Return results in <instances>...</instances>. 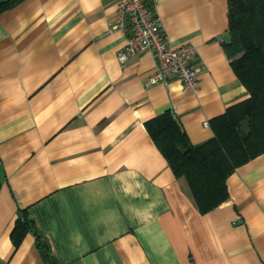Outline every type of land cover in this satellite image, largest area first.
<instances>
[{
	"label": "crops",
	"instance_id": "crops-1",
	"mask_svg": "<svg viewBox=\"0 0 264 264\" xmlns=\"http://www.w3.org/2000/svg\"><path fill=\"white\" fill-rule=\"evenodd\" d=\"M0 3V264H45L33 232L11 238L19 207L60 264H264V152L202 213L145 125L172 110L200 144L250 97L223 46L228 0H154L169 45L196 47L197 90L148 84L149 50L119 61L115 0Z\"/></svg>",
	"mask_w": 264,
	"mask_h": 264
},
{
	"label": "trees",
	"instance_id": "trees-1",
	"mask_svg": "<svg viewBox=\"0 0 264 264\" xmlns=\"http://www.w3.org/2000/svg\"><path fill=\"white\" fill-rule=\"evenodd\" d=\"M228 4L230 40L223 46L250 97L212 119L214 136L200 144L189 140L172 110L145 124L176 176L187 180L202 213L226 202L228 177L264 152V0H228ZM7 6L0 3V12ZM29 232L35 235L45 264H60L27 208L19 207L11 232L16 247Z\"/></svg>",
	"mask_w": 264,
	"mask_h": 264
},
{
	"label": "built area",
	"instance_id": "built-area-1",
	"mask_svg": "<svg viewBox=\"0 0 264 264\" xmlns=\"http://www.w3.org/2000/svg\"><path fill=\"white\" fill-rule=\"evenodd\" d=\"M118 6L116 25L124 29L127 42L118 59L125 63L130 56L145 50L153 53L156 70L149 76L148 84H168L178 78L185 90H197L199 76L192 65L196 47L192 44L169 45L162 22L154 9V0H115ZM208 125V122H206Z\"/></svg>",
	"mask_w": 264,
	"mask_h": 264
}]
</instances>
